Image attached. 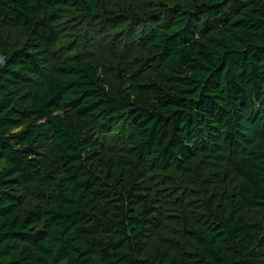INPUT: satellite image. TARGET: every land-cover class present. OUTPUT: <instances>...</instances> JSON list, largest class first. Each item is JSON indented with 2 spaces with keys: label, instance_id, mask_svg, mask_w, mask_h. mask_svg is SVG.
Masks as SVG:
<instances>
[{
  "label": "trees",
  "instance_id": "1",
  "mask_svg": "<svg viewBox=\"0 0 264 264\" xmlns=\"http://www.w3.org/2000/svg\"><path fill=\"white\" fill-rule=\"evenodd\" d=\"M167 2L0 0L25 36L0 57V264H264L248 218L264 213V0ZM79 8L154 62L113 58V84L98 62L54 60ZM120 122L119 148L96 143ZM167 208L171 242L154 237Z\"/></svg>",
  "mask_w": 264,
  "mask_h": 264
},
{
  "label": "rangeland",
  "instance_id": "2",
  "mask_svg": "<svg viewBox=\"0 0 264 264\" xmlns=\"http://www.w3.org/2000/svg\"><path fill=\"white\" fill-rule=\"evenodd\" d=\"M151 0H105V6L109 10L124 11L130 13L138 12L139 9L150 8ZM170 5L179 0H167ZM75 9V8H74ZM111 21L88 16L84 9L74 10L63 26V35L59 44L53 49L54 60H63L68 57H80L87 61H95L105 68L108 80L115 83L112 60L119 57L131 68L133 72L140 75L154 62L155 55L147 48L145 42L140 43L137 32L133 35L126 28L117 36H112L117 30ZM135 29V28H134ZM25 40L21 31H14L0 24V57L3 52H11L20 48ZM129 125L118 123L111 132L98 133L96 143L105 147L119 148L129 133ZM2 165H0V168ZM172 187L184 189L185 184L173 182ZM234 181H230L228 191H232ZM220 196L219 189L214 187V193ZM195 195V194H193ZM27 206L33 207L35 203L27 202ZM164 211V210H163ZM164 218L167 220V229L158 231L154 229L155 236L163 241L171 242L174 239V231L177 220L172 211L165 209ZM248 218L251 222L264 225V213L261 211L249 212ZM153 239V238H151ZM154 240V239H153Z\"/></svg>",
  "mask_w": 264,
  "mask_h": 264
}]
</instances>
